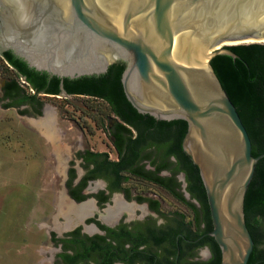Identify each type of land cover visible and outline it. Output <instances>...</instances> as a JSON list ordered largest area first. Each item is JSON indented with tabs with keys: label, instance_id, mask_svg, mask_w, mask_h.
Here are the masks:
<instances>
[{
	"label": "water",
	"instance_id": "water-1",
	"mask_svg": "<svg viewBox=\"0 0 264 264\" xmlns=\"http://www.w3.org/2000/svg\"><path fill=\"white\" fill-rule=\"evenodd\" d=\"M250 43H264V0H0V46L30 68L77 78L121 62L138 113L187 123L182 148L199 170L220 264L248 263L244 199L264 154L252 155L211 60L238 59L226 46Z\"/></svg>",
	"mask_w": 264,
	"mask_h": 264
},
{
	"label": "trees",
	"instance_id": "trees-1",
	"mask_svg": "<svg viewBox=\"0 0 264 264\" xmlns=\"http://www.w3.org/2000/svg\"><path fill=\"white\" fill-rule=\"evenodd\" d=\"M226 47L239 58L217 55L211 60V66L248 132L251 153L256 157L264 154V44ZM11 61L23 72L30 85L40 91L47 74L30 70L19 60ZM124 69L125 64L117 62L109 66L104 74L64 79L63 89L67 95L95 97L108 107L110 114L117 117L111 127H104L101 120V127L111 138L117 159L110 160L107 153L87 151L82 164L86 170L85 177L78 187L71 188L76 177L71 167L65 186L69 197L75 202L93 197L100 208L109 201L112 193H122L127 201L147 204L149 210L155 212L164 223L158 227L156 219L149 216L143 221L133 222L132 232L120 226L119 231L114 233L112 228L95 219H88L87 223H94L105 233L89 236L81 232V227L64 234L63 238L51 233L52 243L60 245L61 249L55 263L114 264L119 261L123 264H220V249L209 236L212 223L199 170L182 148L187 123L181 119L156 120L138 113L123 91L121 77ZM36 77L40 81L35 80ZM50 84L56 96L61 89L60 79L53 77ZM162 172L169 175L162 177ZM180 174L184 176L185 191L177 178ZM130 178L158 185L181 203L186 212L165 213L158 200L133 195L126 186ZM94 179L107 183L108 195L104 191L94 195L81 194L88 181ZM184 192L189 194L188 199ZM244 214L254 243L247 264H264V156L255 165L244 199ZM125 245H128L127 248ZM160 247L161 251H158ZM202 247H208L211 252L205 261L195 259Z\"/></svg>",
	"mask_w": 264,
	"mask_h": 264
},
{
	"label": "rangeland",
	"instance_id": "rangeland-1",
	"mask_svg": "<svg viewBox=\"0 0 264 264\" xmlns=\"http://www.w3.org/2000/svg\"><path fill=\"white\" fill-rule=\"evenodd\" d=\"M1 76L2 80L6 77L17 79L3 66H0ZM44 102L54 113L53 126L58 132L54 143L47 142L49 140L44 134L46 130L43 127L40 130L35 120L21 118L14 110H0V264H56L59 247L52 243L51 233L61 238L65 232L94 217L91 212L79 223H73L72 227L62 230L56 228L64 223L63 218L57 216V211L60 194L67 195V170L72 167L78 174L82 172L81 164L69 160L81 147L107 153L110 160L117 159L111 138L101 127V120L104 121V127H110L116 119L101 100L67 97L47 98ZM88 113L97 116V127ZM59 154L65 160L62 169L58 167ZM168 175L167 172L160 174L162 177ZM126 186L133 195L158 200L165 213L186 212L181 203L158 185L130 178ZM104 188L103 180H97L89 184L87 194L93 195ZM115 198L132 210L119 212L109 220V224L114 225L122 218L135 221L151 216L146 204L127 201L122 193L112 196L102 209L95 204L93 197H89L88 200H93L94 208L99 212L100 222L107 223L104 218L108 216V209L114 205ZM103 213L104 218L101 216ZM156 220L160 224L164 223L160 218ZM84 232L92 235L99 231L95 225L86 224ZM199 255L206 257L205 251Z\"/></svg>",
	"mask_w": 264,
	"mask_h": 264
},
{
	"label": "flooded vegetation",
	"instance_id": "flooded-vegetation-1",
	"mask_svg": "<svg viewBox=\"0 0 264 264\" xmlns=\"http://www.w3.org/2000/svg\"><path fill=\"white\" fill-rule=\"evenodd\" d=\"M12 59L13 60L14 59L15 60H19V61L23 62V60L19 56H16L15 53L10 48H3V47L0 46V66H3V68H5V69H9L11 71V73L14 74V76H16L17 79H18V81H17V79H15L13 77H11V78L6 77V79L2 80L3 78L1 76V78H0V80H2V82L0 84V91H1V94H0V110L1 111L14 110L17 113L18 116H21V118H25L26 120L33 119L36 122V121H39L40 119H42L44 117L45 110L47 109V107H50L48 104H46L44 102L45 100H47V98L76 97V98H85V99H94V100L97 99L95 97L84 96V95H73V96H70V95H67V93L64 91V89H63L64 88L63 87L64 79L74 80V79L81 78V77H77V78L63 77V78H60V77L53 76V75H50V74L46 73L47 74L46 82L41 85L40 91H36L30 85V83L27 81L26 76L22 75L23 72L15 67V65L11 61ZM26 67L28 69H30V70L36 71L35 69L30 68L27 64H26ZM36 72H39V71H36ZM40 73H44V72H40ZM53 77H57V78L60 79L59 87H61V89L59 90L58 93H56L57 94L56 96H54V94L52 93L53 91H52L51 84H50L52 82ZM82 77H84V76H82ZM35 80H39V78L36 77ZM63 91L66 94H63ZM50 110L53 111L52 108H50ZM87 115L90 117V119L94 122L95 126L97 127V116H92L89 113ZM115 119L117 120V117H115ZM114 123H115V121H114ZM113 124L110 125V127L113 126ZM52 125H53V122H52ZM53 129L55 130V135H58V132H57V130L55 129L54 126H53ZM37 132L39 133L41 138L43 137L45 139V137L43 135H41L39 131H37ZM47 142L50 143V141H47ZM87 151H90V150H85L84 148L81 147L79 150L75 151V153L72 155V158L69 160V162H72V163H77L78 162L82 166L83 158L86 157V152ZM90 152H94V151H90ZM75 174H76V177L73 179V181L71 183V188L78 187V183L86 175V170L82 167V172H80L78 174L77 171H75ZM68 177H69V168H68L67 173H66L65 182L68 180ZM98 180L102 181V179H98ZM95 181H97V179L89 180L88 183H87V186L81 191V194L89 195V194H87V190H88L89 184L92 183V182H95ZM103 182L105 183V188L103 190H101V191H104L105 194L108 195L109 191L107 189V183L104 180H103ZM94 194H97V192L93 193V195ZM115 194L116 193H112L110 195V198L112 196H114ZM67 196H68L69 200H71L74 204H78V205L83 204L84 202H86L89 199L88 198L85 201L77 203V202H75L74 200H72L69 197L68 193H67ZM94 201H95V204L98 206L97 201L95 199H94ZM107 203H105L104 206ZM96 211L97 210L94 208V211L92 212V214H94V217H91V218H88V219H95L96 221H99L98 220V216L99 215L95 213ZM148 211L151 214V216L149 215L150 217H153L154 219L158 218V215L155 212L150 211L149 208H148ZM153 214L156 216V218L153 216ZM101 216H103V215H101ZM149 216H147L146 218H148ZM146 218H144L142 220H135V221H128V220L122 218L117 223H115L114 225L109 224V223L100 222V221L99 222L101 224L109 227V228H112L114 230V233H117L119 231V227L120 226H124L127 229V231L132 232V223L136 222V221H143ZM88 219L85 220L83 225L82 224L81 225H77L74 228H72L71 230L65 232V234L68 233V232L74 231L78 227H81V232L82 233L87 234V233L84 232V227H86V224L95 225L94 223H87ZM159 225H161V224L156 220V226L159 227ZM95 227L98 229L99 232L98 233H94L92 235H95V234L103 235L105 233L103 230L99 229L97 227V225H95ZM87 235L92 236L90 234H87ZM113 240H115V238H113ZM127 246L128 245H125L124 247L127 248ZM161 246L163 247L164 243ZM57 247H59V252H60L61 251L60 245L57 246ZM158 251H161V247L158 248ZM201 251H205V255H206L205 258L200 257L199 253ZM59 252H57L56 255ZM115 252H116V255H117L118 254V248L115 249ZM67 253H70V251H67ZM210 256H211V252H210L209 248L208 247H202L201 249H199L197 251V256L195 257V259L196 260L205 261ZM78 264H82V263H78ZM91 264H93V263H91ZM114 264H123V262H119V261L117 262L116 261Z\"/></svg>",
	"mask_w": 264,
	"mask_h": 264
},
{
	"label": "bare ground",
	"instance_id": "bare-ground-1",
	"mask_svg": "<svg viewBox=\"0 0 264 264\" xmlns=\"http://www.w3.org/2000/svg\"><path fill=\"white\" fill-rule=\"evenodd\" d=\"M40 120L36 121L35 125L38 126L40 130L42 129L41 127H43L46 130V132H44V134H46L45 137H47L49 141L54 143L56 139L55 130L53 129V125H52V122L54 121V113L53 111L50 110V107H47V109L45 110L44 117ZM64 164H65V160L61 157V154H59L58 167L62 169L64 167ZM130 209L132 210L131 207L122 204L119 201V199L115 198L114 205L108 209V213H109L108 216L105 217V213H103L104 215L102 216V218L105 217L104 219L106 220L104 221L110 223L109 220H111V218H114L116 214H118L123 210L130 211ZM93 211H94V203L92 200H87L83 204L78 205V204H74L71 200H69V198L67 197V195H65V193L64 194L62 193L59 196L57 216L62 217L64 223L62 225H58L56 228L62 230L64 228L72 227L74 225L73 223L76 224V222L82 221L84 217L88 216Z\"/></svg>",
	"mask_w": 264,
	"mask_h": 264
}]
</instances>
